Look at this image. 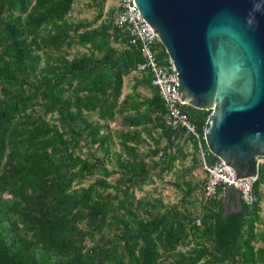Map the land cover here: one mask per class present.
<instances>
[{"label": "trees", "instance_id": "trees-1", "mask_svg": "<svg viewBox=\"0 0 264 264\" xmlns=\"http://www.w3.org/2000/svg\"><path fill=\"white\" fill-rule=\"evenodd\" d=\"M76 1L0 0V264H264V165L251 206L203 201L211 111L181 107L201 159L148 73L124 93L141 57L118 6ZM161 182L174 202L144 193Z\"/></svg>", "mask_w": 264, "mask_h": 264}, {"label": "water", "instance_id": "water-1", "mask_svg": "<svg viewBox=\"0 0 264 264\" xmlns=\"http://www.w3.org/2000/svg\"><path fill=\"white\" fill-rule=\"evenodd\" d=\"M133 1L176 70L177 100L211 111L207 151L253 176L264 157V0Z\"/></svg>", "mask_w": 264, "mask_h": 264}, {"label": "built area", "instance_id": "built-area-1", "mask_svg": "<svg viewBox=\"0 0 264 264\" xmlns=\"http://www.w3.org/2000/svg\"><path fill=\"white\" fill-rule=\"evenodd\" d=\"M117 10L113 17L116 27L123 28L129 44L136 45L141 62L136 66V73H148L150 83L157 91L165 110V124L173 130H182L197 141V148L202 159L199 137L187 117L181 112L182 102L177 100V76L171 60L166 56L163 62L157 61L158 45L154 31L142 18L133 0H118ZM161 46V45H160ZM201 198L206 202H222L230 188L236 193L239 202L246 206L255 203L253 183L257 177V167L264 165V157L255 160L256 173L247 178H237L233 169L221 161L211 166L204 164Z\"/></svg>", "mask_w": 264, "mask_h": 264}, {"label": "rangeland", "instance_id": "rangeland-1", "mask_svg": "<svg viewBox=\"0 0 264 264\" xmlns=\"http://www.w3.org/2000/svg\"><path fill=\"white\" fill-rule=\"evenodd\" d=\"M117 1L118 0H107L104 6V10H108L110 8L115 9L117 6ZM73 10H74L73 16H72L73 19H82V18L90 19L92 17V14L83 8L80 0H77L75 2V4L73 5ZM203 176H204V173H200L199 180H202ZM144 193H148L149 195L160 197L165 203L174 202L176 198L174 196V193L173 192L171 193L167 189L164 182L157 183L153 187H144ZM262 208L263 209L261 213L264 214V203L262 204Z\"/></svg>", "mask_w": 264, "mask_h": 264}, {"label": "crops", "instance_id": "crops-1", "mask_svg": "<svg viewBox=\"0 0 264 264\" xmlns=\"http://www.w3.org/2000/svg\"><path fill=\"white\" fill-rule=\"evenodd\" d=\"M138 75V73H136V72H134V73H132L129 77H127L125 80H124V85H125V87H124V93H126V92H128L129 91V88L132 86V84H133V78L134 77H136ZM190 148H191V145L188 143V142H186V143H184L183 144V149H184V151L185 152H190ZM171 193L173 192L169 187L167 188ZM261 192H264V186H261ZM234 197H235V199H236V201H235V203L237 202V200H238V198H237V195H236V193H234ZM239 201V200H238ZM264 203V202H263ZM262 203V204H263ZM262 205H261V212H262ZM261 215H264V214H262L261 213Z\"/></svg>", "mask_w": 264, "mask_h": 264}]
</instances>
